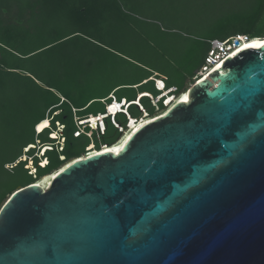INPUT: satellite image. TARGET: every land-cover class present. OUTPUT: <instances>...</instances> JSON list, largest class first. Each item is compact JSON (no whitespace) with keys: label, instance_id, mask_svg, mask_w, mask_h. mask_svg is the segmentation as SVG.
Returning <instances> with one entry per match:
<instances>
[{"label":"water","instance_id":"1","mask_svg":"<svg viewBox=\"0 0 264 264\" xmlns=\"http://www.w3.org/2000/svg\"><path fill=\"white\" fill-rule=\"evenodd\" d=\"M125 141L9 194L0 264H264V43Z\"/></svg>","mask_w":264,"mask_h":264},{"label":"trees","instance_id":"2","mask_svg":"<svg viewBox=\"0 0 264 264\" xmlns=\"http://www.w3.org/2000/svg\"><path fill=\"white\" fill-rule=\"evenodd\" d=\"M236 35L264 38V0H0V207L18 187L122 134L109 117L103 133L81 130L79 119L104 112L112 96L157 95L153 75L182 90L210 41ZM140 102L156 112L148 97ZM128 112L141 114L136 105ZM115 120L125 128L124 114Z\"/></svg>","mask_w":264,"mask_h":264},{"label":"built area","instance_id":"3","mask_svg":"<svg viewBox=\"0 0 264 264\" xmlns=\"http://www.w3.org/2000/svg\"><path fill=\"white\" fill-rule=\"evenodd\" d=\"M247 40L248 39L246 35H236L232 39H226L222 41L218 39L211 40L210 49L205 57V64L200 68V70L196 72L194 81L206 76L207 73L213 68L215 63L224 60L234 50H236L240 46V44L244 43ZM164 78H165L164 76H154V75L149 78L153 80L154 87L158 91L157 95H152L151 93L148 92H139L136 94L135 98L130 101L123 97L117 99L114 96H112L111 100L106 103L104 112H99L97 114H88L83 119H79L77 121V124L79 125L81 130L86 125L89 127V129L98 130L100 133H103L105 128L104 119L109 117L113 125L117 127L119 130H121V132L123 133L129 129V124L131 120H133V122H138L142 118H147L151 116L155 117V114L157 115L163 114L179 98L180 94H182V92L185 89H187L189 85H191L189 84L185 88L177 92V89L174 86L166 88ZM142 97H148L151 105L154 106V109H157L158 102L161 101L163 105V109L162 110L157 109L153 115H149L140 102V99ZM130 105H136L138 107V109L141 111L140 116L131 118L128 112V107ZM118 113H122L125 115L126 118L125 128L119 125L115 120V116ZM80 129L79 131H81ZM76 134H78V131L74 132V135ZM88 134H90V132ZM92 145L93 144H90L89 146L91 147ZM89 146L87 147V151L91 149ZM104 146L105 145H102L101 148H104ZM102 150L103 149H101L100 151Z\"/></svg>","mask_w":264,"mask_h":264},{"label":"bare ground","instance_id":"4","mask_svg":"<svg viewBox=\"0 0 264 264\" xmlns=\"http://www.w3.org/2000/svg\"><path fill=\"white\" fill-rule=\"evenodd\" d=\"M253 43H255V44H257V45H261V44L264 43V38H255V39H251V40L245 41V42L242 43V44H241L236 50H234L229 56H231V55H233V54L239 52V51L242 50V49L248 48V47H245L246 44H247V45H251V44H253ZM222 61H223V60H222ZM222 61L215 63V65L213 66L212 69L219 67ZM204 77H205V76H204ZM187 89H188V87H187ZM187 89H186L182 94H180L179 97H181V96L187 91ZM156 116H157V115H156ZM153 117H154V116H153ZM149 118H150V119H149ZM154 118H155V117H154ZM154 118L148 117L147 119H141V120H139L138 122H135V123L133 122V120H131L130 124H131V123H134V124H133L132 126H130V124H129V129H128L127 131L123 132V133L121 134L119 140L116 141L114 144H112V146H109V145L104 146V148H103V150H102L101 152H95V151H94V152H92V153H90V154H87L86 156H91V155H94V154H96V153H104V152H107V149L117 148V147L123 145V143L125 142V140L127 139V137H128L133 131H135L137 128L141 127L143 124H145V123H147V122H149V121H152ZM43 122H47V124H48L49 121L44 119V120H42L41 122H39L38 124H41V123H43ZM38 124H37V125H38ZM36 127H37V126H36ZM65 164H66V163H65ZM62 166H64V164H63ZM62 166H60L59 168H61ZM59 168H58V169H59ZM58 169H56V170L52 171L51 173H49V174H47V175L41 177L36 183L39 184V183H41L43 180H45L48 176H52V175H54V174L58 171Z\"/></svg>","mask_w":264,"mask_h":264},{"label":"snow or ice","instance_id":"5","mask_svg":"<svg viewBox=\"0 0 264 264\" xmlns=\"http://www.w3.org/2000/svg\"><path fill=\"white\" fill-rule=\"evenodd\" d=\"M257 46H259V45H257V44H255V43H253V44H251V45H245V47H257ZM185 100L187 99V97H185L184 98ZM47 126V122H43V123H41V124H38L37 125V128H36V130L37 131H40V130H42L43 128H45ZM129 139H130V137H129ZM127 141H125V143H126ZM30 147H31V145H30ZM27 149H25V151H26ZM107 151H110V152H114V153H116V154H119V152H120V148L119 147H117V148H112V149H107ZM22 159H23V157H22ZM113 207H119V204H116V205H114ZM109 218H111V212L109 211Z\"/></svg>","mask_w":264,"mask_h":264},{"label":"rangeland","instance_id":"6","mask_svg":"<svg viewBox=\"0 0 264 264\" xmlns=\"http://www.w3.org/2000/svg\"><path fill=\"white\" fill-rule=\"evenodd\" d=\"M184 91H185V90H184ZM184 91H183V92H184ZM183 92H182V93H183ZM118 93H119V92H117L116 95H117ZM155 110H157V109H155ZM156 115H157V114H155V116H156ZM151 117H153V116H151ZM147 118H148V117H147ZM147 118H142V119H147ZM134 123H135V122H134ZM134 123H131L130 126H132ZM110 146H112V145H110ZM89 147H90V146H89ZM92 147H93V145H92L90 148H92ZM29 165H31V162H30V161H29Z\"/></svg>","mask_w":264,"mask_h":264},{"label":"clouds","instance_id":"7","mask_svg":"<svg viewBox=\"0 0 264 264\" xmlns=\"http://www.w3.org/2000/svg\"><path fill=\"white\" fill-rule=\"evenodd\" d=\"M85 154V153H84Z\"/></svg>","mask_w":264,"mask_h":264}]
</instances>
